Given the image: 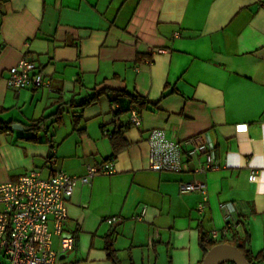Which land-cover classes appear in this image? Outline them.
I'll return each instance as SVG.
<instances>
[{
	"label": "crops",
	"instance_id": "crops-1",
	"mask_svg": "<svg viewBox=\"0 0 264 264\" xmlns=\"http://www.w3.org/2000/svg\"><path fill=\"white\" fill-rule=\"evenodd\" d=\"M23 56L49 87H7L8 69ZM103 87L145 100L139 126L129 112L115 113L129 98L75 106ZM0 106L10 122L0 132V182L32 169L79 177L114 156L112 173L66 198L75 245L65 261L113 264L105 249L113 242L120 264H199L200 238L224 228L227 201L239 223L228 238L237 231L253 255L264 250V0H0ZM120 126L127 145L115 151ZM154 128L180 144L186 170L149 169ZM206 138L215 163L201 171L204 153L186 152ZM184 182L204 183L206 198L181 192Z\"/></svg>",
	"mask_w": 264,
	"mask_h": 264
},
{
	"label": "built area",
	"instance_id": "built-area-1",
	"mask_svg": "<svg viewBox=\"0 0 264 264\" xmlns=\"http://www.w3.org/2000/svg\"><path fill=\"white\" fill-rule=\"evenodd\" d=\"M5 82L8 88L20 89L28 85L50 86L37 64L21 57L7 72ZM132 126L141 124L137 110L129 112ZM110 136V135H109ZM149 146V169L153 171L181 172L186 170L180 144L167 138L162 129L154 128L147 136ZM204 153V164L199 170L206 171L214 166V144L206 138L186 152L187 157ZM114 171V157L99 165L88 164L82 176H71L62 170L49 177H41L38 169H32L17 180L0 182V264H73L64 260L67 252L75 245V236L66 227L68 218L66 198L77 184H89L98 174H110ZM250 180L255 179L252 172ZM181 192L199 191L206 196V186L202 182H184ZM202 202L198 208L202 209ZM225 226L221 230L211 229L207 239L217 240L227 236L231 228L238 224L231 220L235 208L232 202H222ZM143 212L136 216L141 219ZM114 218H108L112 222ZM58 237L59 247L54 248L53 238ZM64 255L63 258L61 256Z\"/></svg>",
	"mask_w": 264,
	"mask_h": 264
},
{
	"label": "trees",
	"instance_id": "trees-1",
	"mask_svg": "<svg viewBox=\"0 0 264 264\" xmlns=\"http://www.w3.org/2000/svg\"><path fill=\"white\" fill-rule=\"evenodd\" d=\"M101 95H106L108 97L109 101L113 104V106H115L116 104H120L124 98H129L128 102H129V104H131V106L127 107L126 109L116 107L115 108L116 115L121 114V113H125V112H130V110H132V109L137 110V107L140 109L145 104V100L141 96H139L138 94H131L124 89L114 90V89H109V88L103 87V88L95 90L92 95L88 96L87 98L83 99L82 101L77 102L75 104V106L85 108V107L95 103ZM4 110L5 109L2 106H0V132H3V131L10 129V126H9L10 122L6 123L1 118V114L4 112ZM53 115L57 116V118H56L57 121H59L61 119V112L60 111L54 112ZM80 117H81V114L80 115H73V121L76 119L78 120ZM44 119L45 118H39V119L33 121L32 123L28 124L27 126L29 127V129L37 130L40 127V123ZM123 130H124V127L120 126V127L115 128L111 134V143H112L113 149L115 151L118 149H121L127 145V142L125 141V139L123 137ZM112 157H114V156H111L110 158H112ZM110 158H108V159H110ZM220 243H229V244L236 246L243 253L245 258L249 262H251L252 264H254L253 263L254 261H260V260L264 259V250H261L257 254L253 255L251 253L250 249L248 248L249 236L245 235L244 237H241L237 231L232 233L230 238H228V236H221L217 240H210V239H207L205 235L201 236V238H200V246L203 250L204 255L214 245L220 244ZM105 249L107 251V256L112 261V263L113 264H120L119 259L117 257L116 249L113 246V242H108ZM231 264H233V263H231Z\"/></svg>",
	"mask_w": 264,
	"mask_h": 264
},
{
	"label": "water",
	"instance_id": "water-1",
	"mask_svg": "<svg viewBox=\"0 0 264 264\" xmlns=\"http://www.w3.org/2000/svg\"><path fill=\"white\" fill-rule=\"evenodd\" d=\"M13 128L23 129L21 124H13ZM64 255L61 256L63 258ZM231 262L233 264H252L243 253L234 245L229 243H220L209 249L203 260L199 264H222Z\"/></svg>",
	"mask_w": 264,
	"mask_h": 264
},
{
	"label": "rangeland",
	"instance_id": "rangeland-1",
	"mask_svg": "<svg viewBox=\"0 0 264 264\" xmlns=\"http://www.w3.org/2000/svg\"><path fill=\"white\" fill-rule=\"evenodd\" d=\"M4 259H3V257L0 255V261H3Z\"/></svg>",
	"mask_w": 264,
	"mask_h": 264
}]
</instances>
